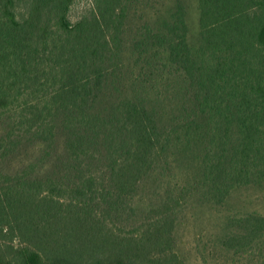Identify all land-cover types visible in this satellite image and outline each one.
<instances>
[{
	"label": "trees",
	"instance_id": "trees-1",
	"mask_svg": "<svg viewBox=\"0 0 264 264\" xmlns=\"http://www.w3.org/2000/svg\"><path fill=\"white\" fill-rule=\"evenodd\" d=\"M73 1L0 0V264H185V204L264 187V0H196L193 41L185 0ZM215 248L264 264V215Z\"/></svg>",
	"mask_w": 264,
	"mask_h": 264
},
{
	"label": "rangeland",
	"instance_id": "rangeland-1",
	"mask_svg": "<svg viewBox=\"0 0 264 264\" xmlns=\"http://www.w3.org/2000/svg\"><path fill=\"white\" fill-rule=\"evenodd\" d=\"M190 40L197 32L198 11L196 0H185ZM167 0H137L129 9L127 27L136 28ZM98 0H74L68 16L75 21L98 9ZM256 211L264 215V187H239L235 189L223 206L208 205L191 199L179 213L175 234L179 252L185 264H217L219 257L215 245L223 233L229 216ZM202 255L205 260L202 259ZM207 260V261H206Z\"/></svg>",
	"mask_w": 264,
	"mask_h": 264
}]
</instances>
